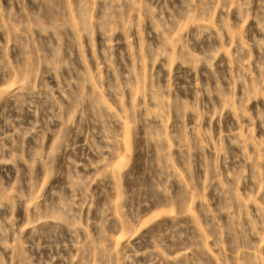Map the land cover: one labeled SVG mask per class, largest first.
Wrapping results in <instances>:
<instances>
[{
    "label": "rangeland",
    "instance_id": "rangeland-1",
    "mask_svg": "<svg viewBox=\"0 0 264 264\" xmlns=\"http://www.w3.org/2000/svg\"><path fill=\"white\" fill-rule=\"evenodd\" d=\"M0 264H264V0H0Z\"/></svg>",
    "mask_w": 264,
    "mask_h": 264
}]
</instances>
